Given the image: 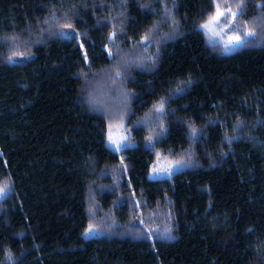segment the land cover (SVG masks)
Masks as SVG:
<instances>
[{
    "label": "trees",
    "instance_id": "16d2710c",
    "mask_svg": "<svg viewBox=\"0 0 264 264\" xmlns=\"http://www.w3.org/2000/svg\"><path fill=\"white\" fill-rule=\"evenodd\" d=\"M217 1L0 0V264H264V0L229 52Z\"/></svg>",
    "mask_w": 264,
    "mask_h": 264
},
{
    "label": "rangeland",
    "instance_id": "374dc122",
    "mask_svg": "<svg viewBox=\"0 0 264 264\" xmlns=\"http://www.w3.org/2000/svg\"><path fill=\"white\" fill-rule=\"evenodd\" d=\"M217 5H219V11L224 13V15L220 16L218 20L213 22V17H215L217 13ZM231 13H235V15L233 16ZM236 13V8H234L233 5L226 4L222 0L217 1L212 15L199 26L206 36L207 41L220 44L227 52H229L240 47L245 41L250 39L252 34L249 35L250 32L240 26L236 20ZM205 24H207L208 27H203ZM113 95L114 94H111L109 97H112ZM104 97L107 98L106 95ZM121 105L122 101L119 102L118 110H115L113 113L112 111L110 112L114 115H109L110 124L107 127L105 137L106 148L114 153H119L129 146L128 135L121 118ZM187 167L188 164L183 160H171L158 155L150 169L149 178L161 179L169 177Z\"/></svg>",
    "mask_w": 264,
    "mask_h": 264
},
{
    "label": "snow or ice",
    "instance_id": "6c2138e0",
    "mask_svg": "<svg viewBox=\"0 0 264 264\" xmlns=\"http://www.w3.org/2000/svg\"><path fill=\"white\" fill-rule=\"evenodd\" d=\"M222 15H224V13H222V12H220L219 11V5H217V13H216V16L215 17H213V22H215L216 20H218V18L220 17V16H222ZM231 15H235V13H231ZM203 27H208V25L207 24H205V25H203ZM251 33H249V35H250ZM237 39H239V38H237ZM158 111H162L163 110V105H161V107L159 108V109H157ZM92 231V229H89V232H91Z\"/></svg>",
    "mask_w": 264,
    "mask_h": 264
}]
</instances>
